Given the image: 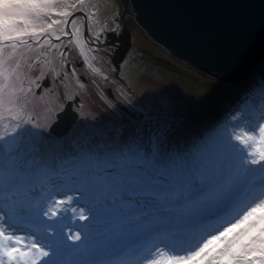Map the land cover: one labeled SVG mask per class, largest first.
Returning a JSON list of instances; mask_svg holds the SVG:
<instances>
[{"label":"snow or ice","instance_id":"obj_1","mask_svg":"<svg viewBox=\"0 0 264 264\" xmlns=\"http://www.w3.org/2000/svg\"><path fill=\"white\" fill-rule=\"evenodd\" d=\"M109 10L0 0V264H264V81L259 105L195 131L166 100L120 109L95 79L109 80L97 54L117 51ZM254 47L250 37L238 75L251 78ZM81 68L110 115H132L70 138L53 127L58 112L41 123L31 106L74 100L89 83Z\"/></svg>","mask_w":264,"mask_h":264},{"label":"water","instance_id":"obj_2","mask_svg":"<svg viewBox=\"0 0 264 264\" xmlns=\"http://www.w3.org/2000/svg\"><path fill=\"white\" fill-rule=\"evenodd\" d=\"M119 5L121 46L111 58L115 73L133 30L180 63L229 82L247 76L238 75L234 66L250 37L255 47L249 62L256 66L263 56L264 0H119ZM68 104L55 117L57 133L68 132L78 119L71 101Z\"/></svg>","mask_w":264,"mask_h":264},{"label":"rangeland","instance_id":"obj_3","mask_svg":"<svg viewBox=\"0 0 264 264\" xmlns=\"http://www.w3.org/2000/svg\"><path fill=\"white\" fill-rule=\"evenodd\" d=\"M106 6H110V10L106 14L107 21L111 22L112 17L116 15L120 22L119 0H101L102 9ZM104 18L105 16L102 17V19ZM133 37L131 52L127 55L128 63L123 65L120 73L126 81L123 85H126L125 93L130 97L129 102L124 103L121 97L116 94L128 108L132 104L143 109L155 108L162 100H166L168 104L175 106V111L172 114L176 117L183 116L186 121L185 126L195 131L199 126L219 119L220 114L224 110L227 111V108L232 105L231 101L238 89V86L234 85L238 81H225L182 64L167 55L164 50L154 45L144 35L136 34L134 30ZM261 59H264V56ZM96 66L102 69V76L109 77L108 81L95 77L99 87L101 88V85L106 83L113 86L117 92V84H121V82L111 77L108 72L110 70L105 69L107 66L99 56H97ZM82 71L90 78V81L94 79L84 69ZM242 80L245 81L242 89L249 100L247 105H259L260 87L264 81V77L260 74V62L252 69L251 78L247 75L240 81ZM90 89L97 93L95 87ZM91 98H93L92 95L87 96L85 100L86 113L81 114V118L69 129L70 138L78 137L81 134H90L91 130L96 131L94 125L102 128L113 122H119L121 119L127 121L128 117L124 112L112 116L110 115L112 109H104L97 102H89L88 100ZM244 104L242 102L240 106H235L233 111H228L229 116L241 109ZM31 107L41 123H44L48 108L36 100H33ZM58 110V107L53 108V112Z\"/></svg>","mask_w":264,"mask_h":264},{"label":"flooded vegetation","instance_id":"obj_4","mask_svg":"<svg viewBox=\"0 0 264 264\" xmlns=\"http://www.w3.org/2000/svg\"><path fill=\"white\" fill-rule=\"evenodd\" d=\"M107 20V16H105V18ZM120 24V22H119ZM120 28H121V24H120ZM120 33V32H119ZM138 34V33H137ZM118 35L117 33L115 32H111L109 34V36L115 38V40L117 41V50L120 48L121 46V42L119 40H117L118 38ZM133 31L131 32V44H130V47L128 49V51L126 52L125 54V57L122 61L119 62L118 64V71L117 73H115V69H112V65H111V58L115 57L116 55V52L115 53H112L111 50H109L108 53H98L97 56H99L101 59H102V62L107 66L105 67V69H109L110 71H108L111 75V77L115 80H118L119 82L121 83H126L125 79L123 76L120 75L121 71H122V68H123V65H126L128 63V59H127V55L131 52V47L133 45ZM103 47V45H102ZM75 61L77 63H79V57H74ZM125 61H127V63L125 64ZM83 68H81L79 70V75L82 77V78H85L87 79V81L89 82L88 83V87H87V90H78L76 89L75 87L72 88V91L76 92L78 91L79 94L75 97L74 100L71 101L72 103V108L75 110V112L77 113V116H78V119L77 121L81 118V114H85L86 113V104H85V100L87 98V96H90L92 95L93 98H91L90 100H88L89 102H97L98 105L102 106V108L104 109H108V110H111L109 107H108V104L105 102L104 99L100 98V96L98 95V93H96L95 91H92L90 88H92V84H91V81H90V78L84 74V72L82 71ZM121 77L123 78V80L121 81ZM105 85H101V89H103V91L105 93H108L109 96L108 98L109 99H113L115 102H116V105L118 108L120 109H124L123 107H125L126 109H128L127 105L123 104L117 97V92L115 90V88H113V86L111 85H108L106 83H104ZM36 101H40L42 103V106H44L45 108H51L53 110V108L57 107L58 105L60 104H65L67 101L64 99L63 95H61L59 98H57V96L55 94L51 95V96H48L46 97L43 101L41 100H36ZM83 104V108L80 109L79 111L77 110V106L79 104ZM60 110H58L57 112H59ZM85 112V113H84ZM126 114V116L128 117L129 115L127 114V112L125 111L124 112ZM93 131L95 130H91L90 133H92Z\"/></svg>","mask_w":264,"mask_h":264},{"label":"trees","instance_id":"obj_5","mask_svg":"<svg viewBox=\"0 0 264 264\" xmlns=\"http://www.w3.org/2000/svg\"><path fill=\"white\" fill-rule=\"evenodd\" d=\"M264 56V55H263ZM238 83V84H237ZM236 85H234V86H238V89L235 91L236 92V95L234 96V98L232 99V105L231 106H229L228 108H227V111H223L221 114H220V116H219V119L220 118H226V117H228L229 116V113H228V111H233L234 110V107L236 106H240V104L243 102V107H241V108H244V107H246L247 106V104L249 103V100H247V97L245 96V93H244V90L242 89V88H244L243 87V84H245V81L244 80H242V81H238V82H236L235 83ZM234 102V103H233Z\"/></svg>","mask_w":264,"mask_h":264},{"label":"bare ground","instance_id":"obj_6","mask_svg":"<svg viewBox=\"0 0 264 264\" xmlns=\"http://www.w3.org/2000/svg\"><path fill=\"white\" fill-rule=\"evenodd\" d=\"M130 21H131V20L129 19V21H128V22H129V24H131V22H130ZM263 54H264V52H263Z\"/></svg>","mask_w":264,"mask_h":264},{"label":"clouds","instance_id":"obj_7","mask_svg":"<svg viewBox=\"0 0 264 264\" xmlns=\"http://www.w3.org/2000/svg\"><path fill=\"white\" fill-rule=\"evenodd\" d=\"M264 55V54H263Z\"/></svg>","mask_w":264,"mask_h":264}]
</instances>
